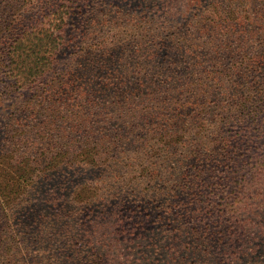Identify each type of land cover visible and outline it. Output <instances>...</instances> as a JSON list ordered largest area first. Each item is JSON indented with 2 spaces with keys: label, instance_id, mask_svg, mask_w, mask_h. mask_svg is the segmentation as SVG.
Returning a JSON list of instances; mask_svg holds the SVG:
<instances>
[{
  "label": "trees",
  "instance_id": "trees-1",
  "mask_svg": "<svg viewBox=\"0 0 264 264\" xmlns=\"http://www.w3.org/2000/svg\"><path fill=\"white\" fill-rule=\"evenodd\" d=\"M13 95L0 264H264V0H0Z\"/></svg>",
  "mask_w": 264,
  "mask_h": 264
},
{
  "label": "rangeland",
  "instance_id": "rangeland-1",
  "mask_svg": "<svg viewBox=\"0 0 264 264\" xmlns=\"http://www.w3.org/2000/svg\"><path fill=\"white\" fill-rule=\"evenodd\" d=\"M70 29L71 27L68 29V32H67V41H69L70 43L67 44L66 50L61 55V60L63 63L69 59L70 53L72 52V50H74V46L79 44V38H80L81 33L78 32L77 28L71 31ZM21 92L24 95L22 97H27L28 95L31 94L28 90H24ZM15 98H16V95H13V97L9 101L6 102L5 107L7 110L1 113L2 115L0 117V126H2V124L6 121V117L9 115V113L12 112L10 109L12 107V104L14 103ZM142 221H145V222L143 223ZM153 221H154V217H152L151 219H148L147 217H145V215L143 216L138 215L136 219V224H134V227H136L137 229L135 233H132V234L129 233V235L133 237V234L138 235L139 233H142L148 229H151L153 227Z\"/></svg>",
  "mask_w": 264,
  "mask_h": 264
}]
</instances>
